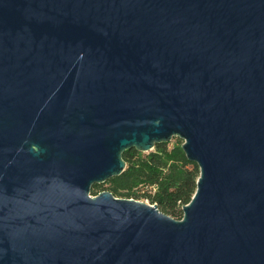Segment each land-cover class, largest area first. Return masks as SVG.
I'll return each mask as SVG.
<instances>
[{"label": "water", "instance_id": "water-1", "mask_svg": "<svg viewBox=\"0 0 264 264\" xmlns=\"http://www.w3.org/2000/svg\"><path fill=\"white\" fill-rule=\"evenodd\" d=\"M175 137L182 219L92 195ZM0 264H264V0H0Z\"/></svg>", "mask_w": 264, "mask_h": 264}, {"label": "trees", "instance_id": "trees-1", "mask_svg": "<svg viewBox=\"0 0 264 264\" xmlns=\"http://www.w3.org/2000/svg\"><path fill=\"white\" fill-rule=\"evenodd\" d=\"M157 144L148 154L128 150L124 154L126 170L107 181L109 190L117 197L148 199L161 211L176 219L184 216L183 207L189 204L198 187L199 165L189 160L182 145ZM101 184H95L92 194H99Z\"/></svg>", "mask_w": 264, "mask_h": 264}, {"label": "rangeland", "instance_id": "rangeland-1", "mask_svg": "<svg viewBox=\"0 0 264 264\" xmlns=\"http://www.w3.org/2000/svg\"><path fill=\"white\" fill-rule=\"evenodd\" d=\"M181 141L184 142L183 139L178 138V137H175V138L170 142V146L172 147L174 144H176V143H178V142H181ZM148 153H149V152H146V153H144V154H148ZM101 185H102V187H101L100 189H98L99 192H100V191H104L105 188H108V187H109V185L107 184V182L102 183ZM92 195H95V194H92ZM141 201H144V202L150 203V201H149L148 199H146V198L142 199Z\"/></svg>", "mask_w": 264, "mask_h": 264}]
</instances>
